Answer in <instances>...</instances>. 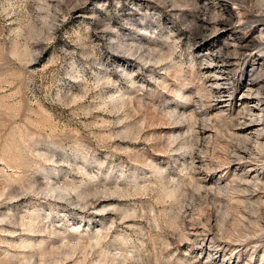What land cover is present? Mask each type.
<instances>
[{"label":"rangeland","instance_id":"374dc122","mask_svg":"<svg viewBox=\"0 0 264 264\" xmlns=\"http://www.w3.org/2000/svg\"><path fill=\"white\" fill-rule=\"evenodd\" d=\"M263 13L0 0V264H264Z\"/></svg>","mask_w":264,"mask_h":264},{"label":"bare ground","instance_id":"6f19581e","mask_svg":"<svg viewBox=\"0 0 264 264\" xmlns=\"http://www.w3.org/2000/svg\"><path fill=\"white\" fill-rule=\"evenodd\" d=\"M229 2V1H228ZM244 11H245V9H244ZM247 12V11H246ZM260 12V11H259ZM250 13H251V11H250ZM254 13V12H253ZM257 13V12H256ZM255 14V13H254ZM264 14V13H263ZM259 15V14H258ZM253 16V18L252 19H254V21H261L262 20V18L260 17V16ZM263 16V15H262ZM250 19V18H249ZM225 21V20H224ZM249 21H251V20H249ZM253 21V22H254ZM252 22V21H251ZM252 22V23H253ZM264 22V21H263ZM251 23V24H252ZM261 23V22H260ZM225 24V23H224ZM228 24V23H227ZM250 24V23H249ZM217 29V28H216ZM211 30V29H210ZM213 33V32H212ZM262 45V44H261ZM261 45L260 46H258V48H261ZM256 46V45H255ZM263 46V48H264V45H262ZM257 50H259V49H257ZM261 53H263L262 51H261ZM215 62V61H214ZM234 64V63H233ZM230 65H232L231 64V62L229 61V62H223V64H222V68L220 69V70H217V71H215V72H213L211 75H210V78H211V82H210V84H211V89H212V91L209 93V95H211V96H213V95H215V94H219V93H221V91L222 90H220L221 89V86L222 85H228V76L226 75V73H225V70H228L229 68V66ZM236 65V64H235ZM231 70V69H230ZM232 71V70H231ZM229 76H230V74H229ZM210 89V90H211ZM209 90V91H210ZM250 91H252L253 90V87H251L250 89H249ZM209 91H207V92H209ZM257 92V91H256ZM259 92V91H258ZM257 92V94L260 96L261 94H262V92H260V93H258ZM250 93H252V92H250ZM244 94V93H243ZM210 96V97H211ZM219 96V95H218ZM241 96H246V95H241ZM220 97V96H219ZM247 97V96H246ZM212 98V97H211ZM214 98V97H213ZM252 108L251 109H248V110H246L247 111V113H248V116H254L255 114H258V115H263V113H264V110L260 107V106H258V107H253V106H251ZM244 111V110H243ZM221 114V113H220ZM222 116V114L221 115H219V117H221ZM223 118V117H222ZM216 121V120H215ZM219 123V122H218ZM221 123V122H220ZM254 123V122H253ZM257 123V122H256ZM232 127V126H231ZM262 127H263V125H262V123H257L256 125H254L253 127H252V129H250V131H256L257 132V130L259 131V130H262ZM216 128V127H215ZM230 130V129H229ZM259 134V133H258ZM218 136V135H217ZM257 137H260L259 135L257 136ZM223 139V138H222ZM258 139H260V138H258ZM254 141V140H253ZM246 153V152H245ZM247 154V153H246ZM249 156V155H248ZM238 159V158H237ZM240 159V158H239ZM243 159V158H242ZM259 178V177H258ZM252 181V180H251ZM244 185V184H243ZM253 185V184H252ZM251 187V186H250ZM235 190V189H234ZM259 190V189H258ZM256 193V192H255ZM243 196V195H242ZM253 199V198H252ZM262 199V198H261ZM260 199V200H261ZM261 202V201H260ZM242 203V202H241ZM263 203V202H262ZM253 207V206H252ZM262 207V206H261ZM250 209V208H249ZM262 209V208H261ZM255 210V209H254ZM260 223V222H259ZM211 233V232H210ZM196 242V241H195Z\"/></svg>","mask_w":264,"mask_h":264}]
</instances>
